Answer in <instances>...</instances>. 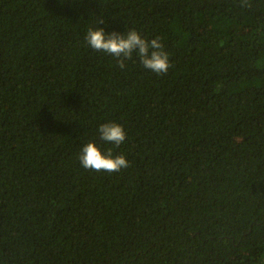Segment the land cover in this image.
<instances>
[{
	"label": "trees",
	"instance_id": "obj_1",
	"mask_svg": "<svg viewBox=\"0 0 264 264\" xmlns=\"http://www.w3.org/2000/svg\"><path fill=\"white\" fill-rule=\"evenodd\" d=\"M249 2L0 0V264H264V0ZM89 27L160 37L167 73L135 55L121 69ZM87 142L129 167L83 168Z\"/></svg>",
	"mask_w": 264,
	"mask_h": 264
},
{
	"label": "clouds",
	"instance_id": "obj_2",
	"mask_svg": "<svg viewBox=\"0 0 264 264\" xmlns=\"http://www.w3.org/2000/svg\"><path fill=\"white\" fill-rule=\"evenodd\" d=\"M241 7H251L249 0H241ZM102 23L103 17H98L97 25ZM84 38L92 49L115 57L121 69L134 55L145 69L157 75L166 74L170 67L169 54L160 37L149 40L135 29H129L126 33H105L101 27H89ZM97 132L101 141L116 147L126 140L123 126L115 122L100 124ZM78 159L83 168L96 172L116 173L129 167L124 155H113L111 149L105 154L94 142H87L81 147Z\"/></svg>",
	"mask_w": 264,
	"mask_h": 264
},
{
	"label": "rangeland",
	"instance_id": "obj_3",
	"mask_svg": "<svg viewBox=\"0 0 264 264\" xmlns=\"http://www.w3.org/2000/svg\"><path fill=\"white\" fill-rule=\"evenodd\" d=\"M235 140V142H237V140L236 139H234Z\"/></svg>",
	"mask_w": 264,
	"mask_h": 264
}]
</instances>
